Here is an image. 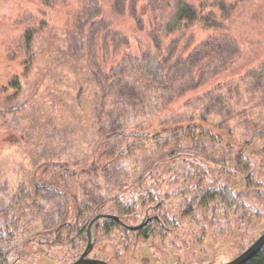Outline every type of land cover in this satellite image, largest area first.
Wrapping results in <instances>:
<instances>
[{
  "label": "trees",
  "instance_id": "16d2710c",
  "mask_svg": "<svg viewBox=\"0 0 264 264\" xmlns=\"http://www.w3.org/2000/svg\"><path fill=\"white\" fill-rule=\"evenodd\" d=\"M33 1L43 20L27 27L0 87V154L22 147L32 171L15 192L0 191V264H10L22 228L49 229L53 246L77 251L85 240L78 225L85 228L96 211L129 223L158 215L161 220L131 232L147 239L157 229H180L176 220L185 215L264 213L255 151L233 134V114H218L211 96L226 82L210 87L225 77L240 90L242 78L264 77V55L257 57L254 39L245 43L252 31H238L234 20L243 11L250 17V0ZM235 31L245 36L240 44ZM229 41L240 52L217 54ZM247 51L259 66L241 73ZM261 119L254 139L264 143V113ZM136 150L151 158L133 160ZM261 152L255 154L263 159ZM127 157L130 167L122 165ZM174 171L202 173L193 177L195 190L184 194L189 202L181 214L170 211L168 199L159 201L177 196L175 184L162 181L172 176L149 174ZM110 221L109 239L114 231L126 237V229ZM244 264H264V246Z\"/></svg>",
  "mask_w": 264,
  "mask_h": 264
},
{
  "label": "rangeland",
  "instance_id": "374dc122",
  "mask_svg": "<svg viewBox=\"0 0 264 264\" xmlns=\"http://www.w3.org/2000/svg\"><path fill=\"white\" fill-rule=\"evenodd\" d=\"M247 4L250 5V9H253V12H250V17L247 18L245 16L246 13L243 11L234 20H236L238 31H244L245 29L252 31V33L247 35L245 43L250 42V39H254L252 47H256L257 57H262L264 55V0H250ZM36 12V2L33 0H0V87L5 83L7 84L8 77L15 67L13 66L12 53L20 44L27 27L33 23L36 24L37 21L41 23L43 20V16H38ZM234 37L240 44L241 38L245 36L238 35L235 31ZM46 43L44 41L42 46H45ZM236 52L239 53L240 50L235 43L231 44V41L224 43L216 51L217 54L222 56ZM247 54L249 64H241V73L259 66L257 61L256 63L252 61V53L247 51ZM243 57L242 54L240 59L242 60ZM42 62L43 64L37 65L38 68L46 65L44 61ZM22 68V65L17 66L18 71L22 70ZM234 78L237 77L235 76ZM242 79L240 90H237L234 83L230 82L231 79L220 77L210 87L224 83L221 80H225L226 85L216 89L211 96L213 97V102L218 106V114L219 112L222 115L227 114L225 111L233 114V120L229 125L233 134L237 135L245 144H250L249 146L253 148L252 150L255 153L256 151L261 152L260 150L264 143L261 140L254 139V131L260 127L261 117L264 113V77L262 78L261 75H252L250 77L249 75ZM241 86L246 88V90L243 89L241 92ZM247 89H251V91L248 92ZM225 104L229 105V109L224 107ZM180 150H175L174 154L179 153ZM255 153L256 157L252 160V168L255 171L256 179L264 181V156L261 159L262 156H258ZM134 155L136 158L131 155L133 160L142 161L151 158L141 150H136ZM262 155L264 154L262 153ZM129 157L123 161L122 165H131L127 162ZM159 158L161 157L157 159ZM252 168H250V171H252ZM30 169L31 159L25 154L22 147L17 145L6 147L0 154V191L15 192L20 184L26 182L31 176L32 171ZM233 179L232 177L230 180L233 182ZM238 182L240 183V180ZM253 190L255 191L256 189ZM162 197L159 198L161 202L164 198H166L165 201L168 199V202H166L169 203L167 205L170 211L173 209V212L181 214V206H179L182 201L181 196ZM254 203V207L257 210L259 202ZM3 206L4 202H0V209ZM262 207L264 212V200ZM240 214L241 210L233 209L227 217L222 212L221 215L223 217L221 216L220 218H218L220 213L213 218L208 216L204 227L201 223L199 224V217L195 218L186 215L183 217L182 214V229H176V231L164 234H162L161 229H157L158 234H153L148 239H135L134 236L129 239V237H123L119 231H114L111 235L113 239L110 244L114 252H119L114 261L117 263L121 262V264H222L238 256L264 233V213L258 215L254 211L250 213V218L249 216L241 218ZM201 228L204 229V232ZM199 235L203 236V238H200ZM41 237L43 236H37V239ZM120 241L122 242L120 243ZM103 242L107 244V240ZM31 244L32 246L35 245V253L32 254L34 263L31 261L32 264L70 263L66 259V255L69 254L66 245L65 247L58 244L52 246L38 242H32ZM123 246H127V248L125 249ZM54 248L56 251L53 253ZM0 251H2L1 247ZM14 251L15 249L13 248L10 250L8 257L10 262L12 261V253L15 254ZM27 263L23 262L21 264Z\"/></svg>",
  "mask_w": 264,
  "mask_h": 264
},
{
  "label": "flooded vegetation",
  "instance_id": "af4514ba",
  "mask_svg": "<svg viewBox=\"0 0 264 264\" xmlns=\"http://www.w3.org/2000/svg\"><path fill=\"white\" fill-rule=\"evenodd\" d=\"M142 175H146L148 174V171H144L143 173H141ZM149 174H154V175H158L159 177H164L166 176V174H169L168 176H172L171 180L170 181H165L162 179V181L164 183H174L175 184V188L173 190V192H175L178 196H181L182 197V201L180 202V206H185V208L183 209V212H185L186 210V207H187V202H189L188 198H185L184 194L185 193H191L193 192V190H195L193 187L194 183H196L194 180H193V177L194 176H199L202 175V173L200 172H192L190 173V175L186 174V173H183V172H177V171H174V172H156V173H150ZM207 180H204L205 183H210L209 179L206 178ZM191 182V184H190ZM203 182V184H204ZM150 183L149 180L147 179H144L142 180V184H148ZM198 183V182H197ZM190 184V185H189ZM192 189V191L190 190ZM159 201H161L159 199ZM158 201V202H159ZM200 206V203H199V200H198V205L197 207ZM205 209V208H204ZM101 213H111V212H105V211H96L94 214H92L85 226V228H81V225H78V229H83L82 231L84 232L85 234V240H81V244L79 245L78 247V250L73 252V253H70L68 255H66V259L70 261L69 264H72L74 261H76L78 258H80V256L82 255V253L85 251V249L87 248V244H88V238H89V224L91 222V220L98 214H101ZM111 214H114V213H111ZM199 218V224L201 223L203 225V227L206 225L205 224V221H206V218L205 216H198ZM121 218V217H120ZM112 218H108V217H101L99 219H97L92 227H91V232L93 234V242H94V245L92 247V249L89 251L87 257L88 258H91V259H99V260H102V261H105L106 263L108 264H121L120 263H117L115 262L114 260L116 259V256L119 254L114 252L113 250V247L111 246V242H112V238L109 239L107 233L108 231L110 230V228H112V223H111V220ZM122 219V218H121ZM154 219H157L158 221L161 220L160 217L156 214H146L145 218L141 219L140 221L136 222V223H129L125 220H123L125 223L127 224H130V225H137V224H140L142 223L143 221L146 222V224L139 228V229H142L144 228L145 226H147L148 224H150V222ZM103 220H108L107 221V224H105L103 222ZM182 220V219H181ZM203 220V221H201ZM118 222V221H117ZM119 224H121L120 222H118ZM179 225H181V228H183V223L182 221H180L179 219L176 220V226L179 227ZM121 227L125 228L126 231H127V234H126V238L129 237L132 238V236L135 237V239L137 238H143V239H147L146 237H143L142 235H134L132 234L131 232L132 231H137L139 229H130V228H127L125 227L124 225H120ZM109 228L107 230H105V228ZM203 228H201L202 230ZM107 231V232H106ZM179 231H182V230H179ZM25 232H27V234H25ZM43 232L42 234H34V231L31 229V228H22L20 232H18L17 234V238H19L20 240L17 242V244H15L13 246V249H15V254L12 253L13 255H11V258H12V261L10 262V264H21L23 262H28L27 264H32V262L34 263V259L32 258V254L35 253V245L32 246V242H38V243H43V244H49V245H52V238L51 236L49 235V229H43ZM203 232H204V229H203ZM202 232V234H203ZM201 234V235H202ZM37 236H43L39 239H37ZM200 236V235H199ZM193 238H195L193 235H192ZM200 238H203V236H200ZM51 239V240H50ZM104 240H107V244H105L103 241ZM125 248H127V246H124ZM55 249V248H54ZM56 251V249L53 251V253ZM32 261V262H31ZM124 264V263H122Z\"/></svg>",
  "mask_w": 264,
  "mask_h": 264
},
{
  "label": "water",
  "instance_id": "95a60500",
  "mask_svg": "<svg viewBox=\"0 0 264 264\" xmlns=\"http://www.w3.org/2000/svg\"><path fill=\"white\" fill-rule=\"evenodd\" d=\"M101 217H108V218H112L118 222H120L122 225H124L127 228L130 229H139L141 227H143L146 222L143 221L140 224L137 225H130L125 223L119 215L117 214H111V213H101L96 215L90 222L89 224V238H88V244H87V248L85 249V251L82 253V255L80 256V258H78L76 261H74L72 264H108L105 261L99 260V259H91L88 258L87 255L89 253V251L92 249L94 242H93V234L91 232V227L93 225V223L101 218ZM264 246V233L261 234L248 248H246L242 253H240L238 256H236L235 258H233L230 261L224 262L222 264H244L246 261H248L249 259H251L253 256H255Z\"/></svg>",
  "mask_w": 264,
  "mask_h": 264
}]
</instances>
